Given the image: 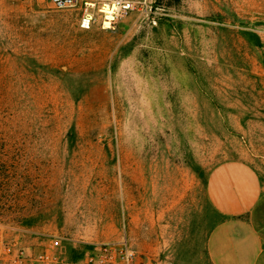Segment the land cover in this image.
<instances>
[{"label":"rangeland","instance_id":"374dc122","mask_svg":"<svg viewBox=\"0 0 264 264\" xmlns=\"http://www.w3.org/2000/svg\"><path fill=\"white\" fill-rule=\"evenodd\" d=\"M139 3L83 30L0 0V230L33 255L56 235L64 264L121 240L201 264L209 171L246 161L264 193V0Z\"/></svg>","mask_w":264,"mask_h":264},{"label":"crops","instance_id":"0c3cea01","mask_svg":"<svg viewBox=\"0 0 264 264\" xmlns=\"http://www.w3.org/2000/svg\"><path fill=\"white\" fill-rule=\"evenodd\" d=\"M205 190L223 218L205 237L201 264H264V193L256 168L239 159L219 162Z\"/></svg>","mask_w":264,"mask_h":264},{"label":"built area","instance_id":"2783aa9c","mask_svg":"<svg viewBox=\"0 0 264 264\" xmlns=\"http://www.w3.org/2000/svg\"><path fill=\"white\" fill-rule=\"evenodd\" d=\"M56 10H73L78 26L88 30L97 25L104 30L115 29L126 15L141 9L139 0H47ZM50 242L38 254H31L10 242L0 230V264H64L60 238ZM82 264H138L136 250L126 240L104 242L90 251Z\"/></svg>","mask_w":264,"mask_h":264}]
</instances>
